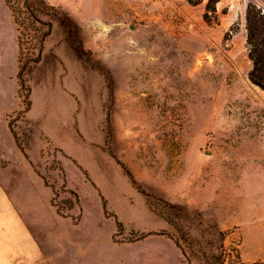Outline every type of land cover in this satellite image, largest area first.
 <instances>
[{
    "label": "rangeland",
    "instance_id": "obj_1",
    "mask_svg": "<svg viewBox=\"0 0 264 264\" xmlns=\"http://www.w3.org/2000/svg\"><path fill=\"white\" fill-rule=\"evenodd\" d=\"M253 6L0 0V148L80 231L98 219L94 264H264Z\"/></svg>",
    "mask_w": 264,
    "mask_h": 264
},
{
    "label": "crops",
    "instance_id": "obj_2",
    "mask_svg": "<svg viewBox=\"0 0 264 264\" xmlns=\"http://www.w3.org/2000/svg\"><path fill=\"white\" fill-rule=\"evenodd\" d=\"M28 156L15 154L12 146L0 148V264H94L103 250L112 259L98 219L80 231L81 219L61 215L44 174Z\"/></svg>",
    "mask_w": 264,
    "mask_h": 264
},
{
    "label": "trees",
    "instance_id": "obj_3",
    "mask_svg": "<svg viewBox=\"0 0 264 264\" xmlns=\"http://www.w3.org/2000/svg\"><path fill=\"white\" fill-rule=\"evenodd\" d=\"M22 1L25 6H28V0ZM188 1L194 3L197 0ZM246 21L247 44L251 49L249 54L253 65L250 81L264 90V15L253 6L246 13ZM60 214L67 216V214Z\"/></svg>",
    "mask_w": 264,
    "mask_h": 264
},
{
    "label": "water",
    "instance_id": "obj_4",
    "mask_svg": "<svg viewBox=\"0 0 264 264\" xmlns=\"http://www.w3.org/2000/svg\"><path fill=\"white\" fill-rule=\"evenodd\" d=\"M129 29L130 30H133L134 29V26H129ZM203 154L204 155H210V151H205Z\"/></svg>",
    "mask_w": 264,
    "mask_h": 264
}]
</instances>
